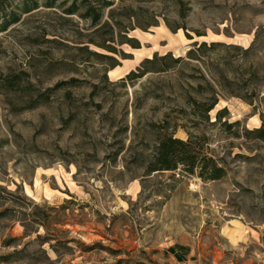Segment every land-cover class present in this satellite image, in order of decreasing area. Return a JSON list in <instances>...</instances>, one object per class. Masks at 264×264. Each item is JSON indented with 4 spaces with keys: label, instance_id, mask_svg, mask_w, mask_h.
Wrapping results in <instances>:
<instances>
[{
    "label": "rangeland",
    "instance_id": "374dc122",
    "mask_svg": "<svg viewBox=\"0 0 264 264\" xmlns=\"http://www.w3.org/2000/svg\"><path fill=\"white\" fill-rule=\"evenodd\" d=\"M107 1L0 0V264H264V0ZM196 43L201 61L127 79ZM163 135L226 176L149 173Z\"/></svg>",
    "mask_w": 264,
    "mask_h": 264
},
{
    "label": "trees",
    "instance_id": "16d2710c",
    "mask_svg": "<svg viewBox=\"0 0 264 264\" xmlns=\"http://www.w3.org/2000/svg\"><path fill=\"white\" fill-rule=\"evenodd\" d=\"M100 1L102 8H110L113 6L112 1ZM72 11L73 12H71V14H74L75 11ZM87 18H90L92 20L93 25L95 26H98L103 19L101 15L91 14H89ZM117 25L120 24L117 23ZM151 26L156 25L149 24L148 26H141V28L143 30H146ZM132 42L133 41L129 40L126 43ZM126 43L122 42L121 44ZM132 46L134 49H140L139 44H132ZM196 47H198L197 43L195 44L194 48L187 53V56L185 58H175L172 53H168L164 56H160L156 53L152 58H148L142 63L141 67L138 69V72H131L130 74H128L127 79L139 80L144 78L149 73L168 72L171 68L175 67V65L180 63L189 65L192 61H201V59L197 58L196 54L197 52H199V50L207 48V43L201 44L199 48ZM215 47H222L226 50L231 51H242L244 53L249 52V50H243L242 48L236 46H228L221 43L211 44V48ZM105 49L111 53H116V50L113 48L107 47ZM95 56H97L98 58L109 57L99 54H95ZM116 67L117 65L112 64L110 70H113ZM17 84V80L12 79L10 77L5 79V82H3V86L8 90H13L15 86H17ZM217 105L218 102L217 100H215L206 106L203 111L206 120L210 121L209 113L213 111ZM224 111L225 109L217 113L215 123H220L222 121V118L224 117ZM249 134L256 135V139L264 138V134L261 129L249 132ZM199 141L200 139L193 136L189 137L187 141H183L181 139L174 138L172 135H163L160 142L155 148L153 160L149 164L148 172L155 173L160 171H173L177 169L178 165H183L185 167V171L191 175H193L196 171L199 170V177L204 181L222 180L227 174L225 167L219 161L206 155L203 151V143Z\"/></svg>",
    "mask_w": 264,
    "mask_h": 264
},
{
    "label": "bare ground",
    "instance_id": "6f19581e",
    "mask_svg": "<svg viewBox=\"0 0 264 264\" xmlns=\"http://www.w3.org/2000/svg\"><path fill=\"white\" fill-rule=\"evenodd\" d=\"M144 35H150V34L144 33ZM159 37L163 38V39H167L168 40V46L173 48L176 51V53L178 54V56H181L180 55L181 43H182L181 35L178 37H174V36H168L167 34L160 32ZM153 41H156V40L154 39ZM144 54L145 53L143 52V50H140V49L135 50V54H134L135 60H140ZM117 75H119L118 68H115L109 72L110 77H115ZM242 231H243V229L241 227H239L238 225H236L235 230H233V231L226 230L225 234L228 236V238L231 240V242L236 245V244L240 243V241L242 240Z\"/></svg>",
    "mask_w": 264,
    "mask_h": 264
}]
</instances>
